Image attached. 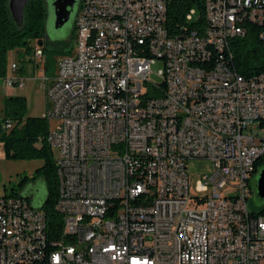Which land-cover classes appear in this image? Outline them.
Instances as JSON below:
<instances>
[{
  "label": "built area",
  "instance_id": "built-area-1",
  "mask_svg": "<svg viewBox=\"0 0 264 264\" xmlns=\"http://www.w3.org/2000/svg\"><path fill=\"white\" fill-rule=\"evenodd\" d=\"M250 23H264V0H82L76 53L42 81L43 117L61 121L47 138L61 228L0 196V264H264V214L247 205L264 74L228 63ZM15 124L3 117L0 131ZM194 160L212 163L195 186Z\"/></svg>",
  "mask_w": 264,
  "mask_h": 264
},
{
  "label": "trees",
  "instance_id": "trees-1",
  "mask_svg": "<svg viewBox=\"0 0 264 264\" xmlns=\"http://www.w3.org/2000/svg\"><path fill=\"white\" fill-rule=\"evenodd\" d=\"M46 19L47 8L44 0H29L24 14V24L19 27L12 18L9 0H0V80L8 76L11 52L24 50L31 53L43 44ZM246 28V36L232 42L233 60L228 63L238 74L253 78L264 74V23L262 25L250 23ZM4 112V118L16 122L9 132L0 131V147L4 148L5 157L10 161H44V165L37 169L36 173L38 176H44L46 180L47 197L42 210L46 215L49 232L56 236V232L61 228L62 219L56 210L59 181L55 156L47 140L48 119L26 117V101L22 97L6 98ZM263 161L264 158L261 159L262 163ZM27 182L28 177L21 178L20 187L25 186ZM16 196L23 197L14 191L9 197ZM254 213L262 215L264 209Z\"/></svg>",
  "mask_w": 264,
  "mask_h": 264
},
{
  "label": "rangeland",
  "instance_id": "rangeland-1",
  "mask_svg": "<svg viewBox=\"0 0 264 264\" xmlns=\"http://www.w3.org/2000/svg\"><path fill=\"white\" fill-rule=\"evenodd\" d=\"M44 3L47 8L46 34L43 44L39 46L43 50V56L39 58L36 57L35 52L26 53L24 50L13 51L9 55L8 78H23L25 83L24 88L15 87L9 93L13 97L25 99L26 117H43L46 114L48 99L47 92L42 87V81L45 78H55L58 73L59 61L74 56L77 47L74 17L64 27L56 29L53 0H44ZM13 63L18 65L16 74L11 71ZM161 68L162 64L160 63L153 68L154 79H158L157 73ZM7 93L4 80H0V119L5 117V99L11 97ZM60 124L59 120L49 119V132L56 131ZM43 165V160L10 161L5 157L4 148L1 147L0 196H10L14 191L26 197L35 210H41L47 197V184L44 176H38L36 171ZM263 169L264 161L259 165V173L252 178V194L247 200L251 212H259L264 209V200L258 197L256 190L257 180ZM211 171L212 163L210 161L194 160L187 163V172L194 186L203 174L211 173ZM23 177H28V182L25 186L20 187L19 183Z\"/></svg>",
  "mask_w": 264,
  "mask_h": 264
},
{
  "label": "water",
  "instance_id": "water-1",
  "mask_svg": "<svg viewBox=\"0 0 264 264\" xmlns=\"http://www.w3.org/2000/svg\"><path fill=\"white\" fill-rule=\"evenodd\" d=\"M29 0H9V9L14 22L20 27L24 24V14ZM77 0H53L55 27L60 29L71 20V11ZM78 10L75 14V19ZM257 195L264 200V169L261 170L256 185Z\"/></svg>",
  "mask_w": 264,
  "mask_h": 264
},
{
  "label": "flooded vegetation",
  "instance_id": "flooded-vegetation-1",
  "mask_svg": "<svg viewBox=\"0 0 264 264\" xmlns=\"http://www.w3.org/2000/svg\"><path fill=\"white\" fill-rule=\"evenodd\" d=\"M81 1L82 0H77L76 6L72 10H70L71 11V19L74 17V22H73L74 25H75V14H76L77 9H79L78 6H79V4H81Z\"/></svg>",
  "mask_w": 264,
  "mask_h": 264
},
{
  "label": "crops",
  "instance_id": "crops-1",
  "mask_svg": "<svg viewBox=\"0 0 264 264\" xmlns=\"http://www.w3.org/2000/svg\"><path fill=\"white\" fill-rule=\"evenodd\" d=\"M7 92H8L7 94H8L9 96H11V93H9V91H7ZM10 92H11V90H10Z\"/></svg>",
  "mask_w": 264,
  "mask_h": 264
},
{
  "label": "bare ground",
  "instance_id": "bare-ground-1",
  "mask_svg": "<svg viewBox=\"0 0 264 264\" xmlns=\"http://www.w3.org/2000/svg\"><path fill=\"white\" fill-rule=\"evenodd\" d=\"M259 168V167H258ZM253 178V177H252Z\"/></svg>",
  "mask_w": 264,
  "mask_h": 264
}]
</instances>
